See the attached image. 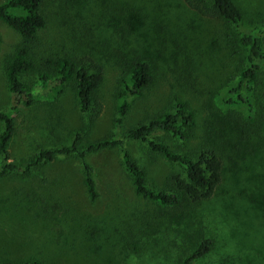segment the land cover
I'll return each instance as SVG.
<instances>
[{
    "label": "rangeland",
    "instance_id": "obj_1",
    "mask_svg": "<svg viewBox=\"0 0 264 264\" xmlns=\"http://www.w3.org/2000/svg\"><path fill=\"white\" fill-rule=\"evenodd\" d=\"M234 2L244 27L264 20V0ZM41 9L47 23L37 33L33 61L51 56L86 58L89 67V61L100 67L101 80L91 113L79 111L72 80L55 97L35 96L32 103L13 111L14 96L3 75V61L19 36L0 21V112L10 111L14 117L7 161L24 165L39 149L69 144L75 132L81 134L80 146L115 131L124 133L165 112L179 98L186 99L196 113L193 135L179 143L155 134L178 144L182 152L203 145L221 153L222 182L213 196L193 205L184 216L182 210L170 211L136 195L119 149L112 147L85 157L93 168L97 192L90 201L78 158L58 155L28 175L11 172L0 177V260L177 264L202 237H209L212 248L195 264H264V186L247 181L252 169L253 179L263 183L264 146L246 148V136L251 134V143L257 142L252 132L243 138L229 133L241 148L224 149V139L201 137L209 107L222 115L232 109L247 116L244 105L221 103L226 85L241 67L242 52L233 27L221 18L196 13L183 0H43ZM137 56L150 64L152 82L141 97L130 100L117 129L114 99L122 73L119 61ZM19 79L33 89L40 85L36 71ZM256 84L258 95L264 89V76ZM123 146L144 168L148 186L161 188L170 166L143 142L125 139ZM247 185L252 190L245 189Z\"/></svg>",
    "mask_w": 264,
    "mask_h": 264
},
{
    "label": "trees",
    "instance_id": "obj_2",
    "mask_svg": "<svg viewBox=\"0 0 264 264\" xmlns=\"http://www.w3.org/2000/svg\"><path fill=\"white\" fill-rule=\"evenodd\" d=\"M43 0H4L0 2V21L15 31L19 36L18 44L5 56L3 61V75L10 93L14 96L15 111L19 105L32 103L35 96L55 97L63 86L73 81L79 111L82 113L93 112V94L101 80L100 67L88 59H73L64 56L44 57L39 62L33 61L32 52L38 42V31L46 26V17L42 13ZM184 4L196 13L217 17L228 22L234 29L237 44L241 48V67L231 77L226 85L221 103L223 105H244L247 116H242L235 110H226L220 114L216 108L211 109L203 119L206 129L202 138L210 140L224 139L226 146H236L237 140L229 133H236L243 138L249 132L257 135L256 143H251V134L246 136V148L251 150L264 146V89L256 94V83L264 76V20L259 25L244 27L242 14L234 0H183ZM122 73L119 75L118 90L115 94V127L121 126L123 117L129 110L131 99L141 97L144 90L152 82L150 64L139 56L128 61L121 60ZM32 71L37 72L38 85L35 89L29 84L20 81V76ZM45 91V93H43ZM14 117L10 111L0 112V177L16 172L28 175L32 168L49 162L58 155H74L81 163L84 180L83 184L90 201L97 197L93 180V168L86 161L87 153L117 147L120 152L121 164L129 176L133 192L151 200L161 206L170 207V211L182 210L188 216L192 206L201 203L221 187L223 159L221 153L214 149L200 146L179 151L178 144L171 145L159 134L172 142L186 140L193 135L197 128L195 111L186 99L175 98L169 108L147 122L126 130L124 133L115 131L108 137L80 146L78 141L81 134L73 133L69 144L54 149H39L24 165L7 161L6 144L13 131ZM229 129V130H228ZM159 134H155V133ZM246 133V134H245ZM157 137V138H155ZM125 139L140 141L146 144L148 150L157 154L161 160L170 166V171L163 180L161 188L153 189L148 186L144 168L131 158L123 146ZM204 141V140H203ZM216 145V144H214ZM172 146V147H171ZM232 147V146H231ZM225 160V159H224ZM247 181L256 182L259 186L263 183L255 181V171L250 170ZM246 183V182H245ZM248 183V182H247ZM245 189L252 190L250 185ZM259 190V189H258ZM245 192V190H243ZM264 201V194L261 195ZM212 239L202 237L195 248L183 256L177 264H195L207 256L212 248ZM0 264H45L41 260L29 258L26 260H0ZM133 264V263H127Z\"/></svg>",
    "mask_w": 264,
    "mask_h": 264
}]
</instances>
